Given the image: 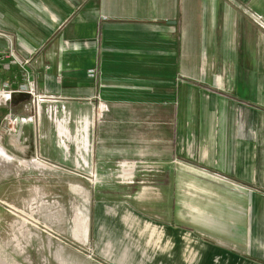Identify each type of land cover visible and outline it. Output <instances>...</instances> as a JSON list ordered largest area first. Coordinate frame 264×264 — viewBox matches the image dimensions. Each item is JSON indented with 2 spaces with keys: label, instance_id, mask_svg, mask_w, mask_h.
Segmentation results:
<instances>
[{
  "label": "rangeland",
  "instance_id": "rangeland-1",
  "mask_svg": "<svg viewBox=\"0 0 264 264\" xmlns=\"http://www.w3.org/2000/svg\"><path fill=\"white\" fill-rule=\"evenodd\" d=\"M89 1L73 0V5L79 11ZM227 1L241 16L248 17L245 9L249 6L264 15L255 0ZM0 3L19 14L21 8L12 0H0ZM7 34L15 52L13 61L28 60L27 71L11 63V73L9 70L0 74V91L18 90L28 72L36 96H30L28 102H16V108L11 103L12 97L0 102V150L5 153L0 155V256L21 262L27 259V264H234L232 255L242 261L264 264L259 251L249 248L250 209L245 201H235L237 191L250 198L255 195L253 188L230 181L232 195H227L220 192L226 190L221 186L197 187L198 180L225 178L197 163L196 146L194 157L168 161L150 158L153 152L145 140L155 132L151 125L146 128L144 120L152 110L150 104L155 100L156 104L171 100L172 90L178 89L183 79L201 82L199 71L151 74L149 77L155 81L141 85L128 82L125 76L118 77L114 69L111 73L106 70L105 74L98 57L88 69L92 70V76L87 70L95 85L93 95L57 94L47 92L41 82V71L46 72L49 66L34 65L35 54L26 56L17 51L18 38L11 32ZM6 46L5 42L2 50ZM7 76L12 83L10 87L1 85ZM148 89H155L156 96L140 95ZM122 100L129 102L124 116L109 112L111 102ZM12 118L23 120L19 123ZM58 123L59 129L66 124L68 136L60 133L58 136ZM160 133L158 128L159 138ZM198 133L197 127L196 145ZM97 203H104V208L110 209L120 205L121 212L123 206L127 207L144 220L157 224L162 231L161 239L154 235L156 240L151 238L152 245L146 246L144 238L149 235L139 234L140 229L135 226L126 234V225L117 214L109 213L110 217H105L109 219L105 227L109 235L98 242ZM214 205L222 207L223 213L219 214ZM199 209L217 217L224 226L233 225L235 230L242 231L226 229L227 235L211 234L191 221L190 213L195 214ZM233 212L235 218L228 219ZM239 216L247 220L240 221ZM241 222L246 224L241 226ZM78 223L89 226L88 240L81 239L82 235L87 236L84 229H74L77 241L70 236V226L76 227ZM243 232L246 235L243 246L228 242ZM128 234L135 240L127 237ZM160 241L166 245L163 253L156 247Z\"/></svg>",
  "mask_w": 264,
  "mask_h": 264
},
{
  "label": "crops",
  "instance_id": "crops-1",
  "mask_svg": "<svg viewBox=\"0 0 264 264\" xmlns=\"http://www.w3.org/2000/svg\"><path fill=\"white\" fill-rule=\"evenodd\" d=\"M255 1L264 13V0ZM12 2L21 8L19 14L0 3V29L18 38L17 51L26 56L35 54L34 65L49 66L40 76L47 92L93 95L95 85L87 70L98 57L105 74L106 70L111 73L114 69L118 77L125 76L128 82L141 85L155 81L149 77L151 74L199 71L197 75L204 84L183 79L178 89L172 90L171 100L157 104L155 100L150 104L152 110L144 119L146 128L151 125L155 132L145 140L153 152L150 158L168 161L194 157L196 146L197 163L225 178L198 180L197 187L221 186L226 190L220 192L227 195L233 190L230 181L253 188L255 195L250 198L234 188L239 192L235 201H245L249 207V248L258 250L264 258V32L250 17L241 16L227 0H198V6L196 0H91L79 11L73 0ZM5 42L0 39V49ZM148 90L139 94L156 96L155 89ZM127 103L111 102L109 112L122 117L125 109H129ZM59 126L58 123V136H68L66 124L61 129ZM197 127L200 138L196 145ZM4 154L0 150V155ZM105 206L104 203L95 206L98 242L109 235L105 229L109 219L105 217L111 214H117L126 225V234L135 226L140 229L139 234L149 235L144 238L146 246L151 244V238L155 239L154 235L160 238L162 231L157 224L127 207L123 206L121 212L120 205L111 209ZM214 206L219 214L223 213L222 207ZM85 211L87 218L89 211L87 208ZM235 216L233 212L227 218ZM190 217L193 223L217 236L229 234L226 229L235 230V226H224L204 209L190 213ZM244 218L247 220L245 216H239L238 220ZM245 224L241 222V226ZM74 229H84L87 236L82 235L81 239L88 240L89 226L84 227L83 223L70 226L69 234L77 241ZM245 233L228 242L243 246ZM127 237L133 239L129 234ZM216 239L227 241L222 237ZM156 247L161 253L166 249L161 241ZM230 257L234 264H254ZM15 259L0 256V264H27V259L23 262Z\"/></svg>",
  "mask_w": 264,
  "mask_h": 264
},
{
  "label": "built area",
  "instance_id": "built-area-1",
  "mask_svg": "<svg viewBox=\"0 0 264 264\" xmlns=\"http://www.w3.org/2000/svg\"><path fill=\"white\" fill-rule=\"evenodd\" d=\"M245 13L246 15H248L250 17V19L256 24V26L262 30L264 32V16L262 14H259L257 11L253 10L250 7H247L245 9ZM5 39L7 46L5 49H0V74L4 73V71H9L10 70V66L11 63L15 64V65H19L22 67L23 70H26V66L25 64L28 62V60L24 59L23 61L20 59H17L15 61H13L15 59V52L12 51V40L8 37L7 31H5L4 29H0V39ZM19 53L16 51V54ZM24 74V73H22ZM88 75L92 76V70H88ZM26 78H24V83L20 84L19 89L18 90H14L12 88H6L4 91L8 92V96L11 97L10 95L12 94V92H24L29 94L30 96H36L35 95V90L33 88V81H30V75L27 72L26 73ZM15 77V75H14ZM9 84H12L9 82V78L7 76V79L4 80V82L1 84L5 87H10ZM4 91H0V92H4ZM11 112V111H10ZM11 115V114H10ZM19 120V119H18Z\"/></svg>",
  "mask_w": 264,
  "mask_h": 264
},
{
  "label": "water",
  "instance_id": "water-1",
  "mask_svg": "<svg viewBox=\"0 0 264 264\" xmlns=\"http://www.w3.org/2000/svg\"><path fill=\"white\" fill-rule=\"evenodd\" d=\"M11 98V103L13 104H17L16 102L19 101H27L30 100V95L24 92H12V94L10 95ZM11 112H13V110H10ZM19 118H17L18 120Z\"/></svg>",
  "mask_w": 264,
  "mask_h": 264
},
{
  "label": "bare ground",
  "instance_id": "bare-ground-1",
  "mask_svg": "<svg viewBox=\"0 0 264 264\" xmlns=\"http://www.w3.org/2000/svg\"><path fill=\"white\" fill-rule=\"evenodd\" d=\"M0 95H2V96L0 97V99H1V98H6V97L9 98V96H8V92H6V91H4V92H0ZM13 119H15V118H12V120H13ZM15 122H17V119H15Z\"/></svg>",
  "mask_w": 264,
  "mask_h": 264
},
{
  "label": "trees",
  "instance_id": "trees-1",
  "mask_svg": "<svg viewBox=\"0 0 264 264\" xmlns=\"http://www.w3.org/2000/svg\"><path fill=\"white\" fill-rule=\"evenodd\" d=\"M11 67V66H10ZM11 69V68H10ZM9 72V71H8ZM10 73H11V70H10ZM29 100H27V101H23V102H28ZM16 105V104H15ZM14 107H16V106H14Z\"/></svg>",
  "mask_w": 264,
  "mask_h": 264
}]
</instances>
